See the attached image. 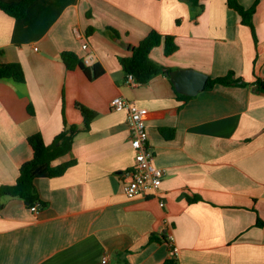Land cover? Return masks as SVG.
Masks as SVG:
<instances>
[{
    "label": "crops",
    "instance_id": "0c3cea01",
    "mask_svg": "<svg viewBox=\"0 0 264 264\" xmlns=\"http://www.w3.org/2000/svg\"><path fill=\"white\" fill-rule=\"evenodd\" d=\"M202 2L198 14L184 0H34L24 18L0 8V61L20 62L26 73L24 83L0 80V184L15 183L33 157L30 135L51 144L65 118L83 125L77 102L98 113L54 162L75 163L36 179L47 202L39 212L0 197V264H264V92L254 90L264 82V0L252 17L257 38L227 0ZM152 30L176 38L173 54L164 43L151 52L171 71H234L249 84H216L189 99L170 74L131 86L121 58ZM64 51L93 54L88 65L105 72L91 80L69 69ZM118 95L150 112L149 143L166 169L157 194L124 193L136 152L128 110L110 103Z\"/></svg>",
    "mask_w": 264,
    "mask_h": 264
},
{
    "label": "trees",
    "instance_id": "16d2710c",
    "mask_svg": "<svg viewBox=\"0 0 264 264\" xmlns=\"http://www.w3.org/2000/svg\"><path fill=\"white\" fill-rule=\"evenodd\" d=\"M33 1L34 0H22L17 4H10L0 0V8L16 18H24ZM184 1H187L191 5L196 14L204 8L202 0ZM258 2L259 0H256L252 7L245 8L239 0H227L228 5L242 15L243 23L248 24L253 28L255 38L257 37L252 17L257 9ZM162 43L165 44L166 55H171L179 49V45L174 35H164L158 30H152L138 45L134 47L131 56L121 58V62L127 74L133 73L141 83L149 82L153 76L158 74H169L168 72L171 71L170 68H166L151 57L152 50ZM62 59L69 69L80 67L91 80L96 79L105 72V68L100 63L88 65L74 51H64L62 53ZM2 79H13L16 82L24 83L26 81V73L23 64L20 62L0 61V80ZM257 83L263 87L262 89L264 92V82L258 80ZM216 84L248 85L249 82L243 81L242 77H236L235 72L231 71L225 76L210 77L206 88H212ZM178 94L185 96L186 99L191 97L181 94L180 92H178ZM76 106L81 110L84 116L83 125L70 123L65 118L64 129L55 137L51 144H48L45 141L41 132L30 135L28 141L34 151L33 157L22 164L19 176L15 183L0 184V197L7 196L21 198L26 200L30 206H33L36 203H40L42 206L47 205V202H45L40 195L39 189L36 185V179L40 177H55L62 175L75 163L74 159L59 164H55L54 162L72 150L75 137L81 131L90 129L91 122L98 115L97 111L81 102H77ZM174 131V129L163 130L167 137H172ZM190 199L194 200V198ZM259 224L264 225V221L259 219ZM151 239L160 240L154 235ZM165 240L169 241L168 238ZM174 262L176 261L168 259L165 264H174Z\"/></svg>",
    "mask_w": 264,
    "mask_h": 264
},
{
    "label": "built area",
    "instance_id": "2783aa9c",
    "mask_svg": "<svg viewBox=\"0 0 264 264\" xmlns=\"http://www.w3.org/2000/svg\"><path fill=\"white\" fill-rule=\"evenodd\" d=\"M84 49L89 48L88 43L83 44ZM38 49V47H36ZM83 60L86 64H90L94 60V55L88 53ZM127 82L131 86H138L141 84L133 73L127 74ZM111 106L115 110H128V125L131 133V145L136 152L135 165L131 171L130 178L124 184V193L129 198H135L149 193L157 194L163 179L166 175V169L159 167L155 163V153L149 143V132L147 128V119L149 118V110L146 107H141L135 101L118 95L111 100ZM161 201V205L164 206ZM42 205L36 203L32 206L33 211L39 212ZM169 240L174 247L176 253L177 248L174 244L175 237L173 234L169 235ZM108 256L103 258V263H106Z\"/></svg>",
    "mask_w": 264,
    "mask_h": 264
},
{
    "label": "water",
    "instance_id": "95a60500",
    "mask_svg": "<svg viewBox=\"0 0 264 264\" xmlns=\"http://www.w3.org/2000/svg\"><path fill=\"white\" fill-rule=\"evenodd\" d=\"M178 92L186 95H197L207 87L209 75L194 69H178L168 72ZM263 87L256 85L254 90L260 91Z\"/></svg>",
    "mask_w": 264,
    "mask_h": 264
}]
</instances>
